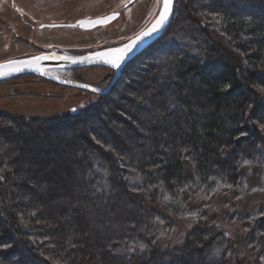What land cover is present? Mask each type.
I'll use <instances>...</instances> for the list:
<instances>
[{"label":"trees","instance_id":"1","mask_svg":"<svg viewBox=\"0 0 264 264\" xmlns=\"http://www.w3.org/2000/svg\"><path fill=\"white\" fill-rule=\"evenodd\" d=\"M197 1L187 7L178 0L177 21L131 64L128 74L137 75L139 65L151 61L149 75H137L136 87L126 88L131 111L120 109L135 132L116 122L120 138H105L107 130L89 135L90 143L76 145L57 167L39 169L30 144L1 131L14 117L0 119L11 123L0 126V264H55L52 258L61 264H224L232 238L250 264H264L263 253L244 250L247 241L253 246L264 238V204L245 198L244 189L248 169L256 165L260 170L251 174L264 175V0ZM200 6L208 24L190 13ZM180 14L185 19L179 21ZM214 15L222 17L220 25ZM176 32L189 42L166 58L162 51ZM163 68L166 73L157 72ZM96 114L90 105L70 118H45V133L78 132ZM58 167L61 176H55ZM132 172L141 184L125 180ZM153 187L149 200L134 196ZM98 209L104 225L95 221ZM233 217L248 230L232 234ZM117 226L110 241L98 240L99 231ZM105 243L104 254L95 255Z\"/></svg>","mask_w":264,"mask_h":264},{"label":"rangeland","instance_id":"2","mask_svg":"<svg viewBox=\"0 0 264 264\" xmlns=\"http://www.w3.org/2000/svg\"><path fill=\"white\" fill-rule=\"evenodd\" d=\"M19 5L21 6V12L17 13L9 1H6L0 11V59H5L18 55H26L31 53H37L43 50V46H48L49 48L53 47H63L66 50L72 52L73 54H81L87 53L91 49L99 50L107 47L108 44L114 43L117 46L125 43L132 37L139 34L143 31L149 23L158 16L162 3L160 0H136L131 5L126 6V4L130 0H17ZM178 1V0H177ZM187 2V7L196 6L194 0H183ZM204 2L205 0H198L197 4L200 5V2ZM177 7V2H176ZM186 7V8H187ZM184 8V12L186 14V10L190 12L188 9ZM205 7H193V11H191V15L193 17H198L199 20H205L206 24L211 20L207 11H205ZM111 11H119L120 17L115 20L112 24L105 27H98L94 30H79L76 28L72 29H56V30H47V29H39V24L43 22H50L54 20H67L72 21L76 18L83 16H95L104 14L106 12ZM196 11V12H195ZM30 20L33 23V26L29 24V26L25 23L23 17ZM184 16V15H183ZM181 14L179 17V21L185 19ZM176 12L174 13V17L170 26L177 20H175ZM214 18L220 25L222 23V17L219 15H214ZM153 20V21H154ZM14 27V30L12 27ZM151 24V23H150ZM10 25V26H9ZM170 26L164 32V34L157 39L154 43H152L146 50L156 45L158 42L169 30ZM14 31L19 33V37H16ZM175 37L174 43H170L171 47L168 49L167 47L163 49V56L166 58L171 57L172 54H180L182 49L185 47V36L182 32H176L173 34ZM30 37L34 39L32 42L30 41ZM29 39V40H28ZM170 39V38H169ZM181 40V41H180ZM184 40V41H183ZM163 46L161 47V49ZM94 50V51H95ZM144 50V51H146ZM87 51V52H86ZM143 51V52H144ZM137 57V56H136ZM131 59L130 62H133L135 59ZM151 61H146L145 63H141L139 67H146L148 63ZM157 63V62H156ZM155 63V65H156ZM135 65V63H134ZM53 71V70H52ZM130 72V71H129ZM160 74L166 73V68L158 71ZM54 76L76 80L81 82H86L97 86L99 88L106 87L113 75L107 68L97 66V67H80L79 69L72 70H63V69H55L53 71ZM51 74V73H50ZM137 80V75L132 72V74H122L115 84L110 89H115L116 84L121 81L119 85V89H122V85L124 81L133 82ZM148 85V84H147ZM110 91L108 93H110ZM106 93V94H108ZM115 95V94H114ZM99 101L97 94H94L90 91L82 90L75 87H70L66 85L58 84L54 81L47 80L44 78H40L36 75L23 76L20 78H16L12 81L4 82L0 84V113H6L10 116H21L25 119L29 120L32 117L43 116L45 118L52 117H61L67 116L71 117L72 114H78L83 108L89 107L90 105L94 106ZM75 111L73 112V110ZM126 118L131 120V117L126 113H123ZM70 116V117H69ZM8 117L3 116L0 119H7ZM135 124L137 122L134 120ZM257 128L261 130L260 122H256ZM11 124L8 121L0 120V126H7ZM263 133H264V128ZM141 130H143L141 128ZM129 131L126 132V134ZM94 142L99 143L94 139ZM264 151V150H263ZM139 156V155H138ZM264 157V156H263ZM140 156L138 159L140 160ZM102 161V160H101ZM98 161L96 164L98 167L101 164L102 166H106L103 162ZM264 165V164H261ZM96 167V166H95ZM97 167V168H98ZM60 169V170H59ZM103 171V169L101 168ZM100 170V171H101ZM260 170V168L256 165L248 169L249 178H245V191L248 192V195L245 198H248L249 195L251 198H254V201L258 200L256 203L260 204L259 207H263L264 204V175L260 173V176L254 177V173L251 174V171ZM260 172V171H259ZM55 176H61V168H56ZM105 174V171H103ZM252 177V178H251ZM127 182L131 184H141L142 180L138 178V176L134 175L132 172L127 179ZM4 186V182L0 183V187ZM156 188H148L142 192L135 193V197L139 199L149 200L150 196L153 195V191ZM244 191V190H243ZM150 195V196H148ZM156 199L159 201L163 200V193L155 194ZM261 199V200H260ZM159 203V202H157ZM258 207V208H259ZM128 208V206H126ZM229 208V207H228ZM231 210V209H230ZM240 210V208H239ZM93 213V210L90 212ZM241 213V210H240ZM105 213H102L100 209L97 210L95 221L98 225H104ZM188 216V215H187ZM264 216V214H263ZM250 217H254V215H249ZM196 219H198L196 217ZM113 221L115 219H112ZM120 221L119 218H117ZM240 218L233 217L230 218V223H232V231L231 233L236 235L242 229L248 230L243 225L240 224ZM87 223H90L88 220ZM113 223V222H112ZM121 223V222H119ZM116 224V223H114ZM122 224V223H121ZM182 224V223H181ZM178 226L177 229L181 233L184 229V226ZM254 225V222L252 223ZM21 226L24 228V224L21 223ZM120 226V224H119ZM99 229V228H98ZM98 229H95L97 231ZM119 227L116 229L106 231V234H102L99 230V233L96 234L98 240L110 241V235L117 233ZM185 237V234H184ZM166 243L169 242V238L162 236ZM247 238V237H246ZM184 239V238H183ZM235 244L232 246V254L230 257L223 260L224 264H235V260L239 264H250V257L246 256L244 251L241 248L239 242H236V238H232ZM249 240V239H248ZM160 241V240H158ZM248 245L245 247V251L251 250V252L257 253L259 256L264 252L260 251L264 248V238L258 239V244L253 245L250 241H247ZM160 244L162 241L159 242ZM101 244V243H100ZM104 244V243H103ZM181 242H178L174 245H179ZM260 246H262L260 249ZM159 247V246H156ZM161 247V246H160ZM159 247V248H160ZM231 249V248H230ZM106 250V243L102 247L97 246V250L94 251L95 255H98L97 252H101V254ZM240 253L237 257L236 253ZM43 256H48V254H43ZM244 255V256H243ZM55 264H61L60 261L52 258V262ZM95 262L97 264L99 261L96 259Z\"/></svg>","mask_w":264,"mask_h":264},{"label":"bare ground","instance_id":"3","mask_svg":"<svg viewBox=\"0 0 264 264\" xmlns=\"http://www.w3.org/2000/svg\"><path fill=\"white\" fill-rule=\"evenodd\" d=\"M1 60L4 59H0V61ZM53 71L51 69L48 73L54 74ZM149 72L150 64L147 65L145 69L140 68L137 75L139 78H145L149 75ZM124 83L122 89H116V95L112 93L113 90L108 94H97L99 98V101L96 103L97 114L91 119L90 124L78 132H76L75 128L70 127L66 129L60 128L53 134L45 133L44 126H46V121L43 116L32 117L27 123L23 117L13 116V126L4 127L1 131L5 135L19 137L30 144L31 156L35 161L33 166L38 165L39 169H42L44 167L48 168L53 163L57 162L56 165H54L57 167L62 159L66 160L63 158L64 154H68L76 145L90 143L89 135L97 134L103 136L104 134L102 131L107 130L108 136L105 138H110L112 140L120 138L116 129V122H120L123 126H127L132 132L137 130L128 126L129 122L124 120L120 113V109L131 111L125 104V99L131 100L126 92V88L136 87L132 82L124 81ZM260 112H262V110H260ZM132 114H134V112ZM0 116H9V114L0 113ZM40 127H44L42 132L38 131ZM41 264L46 263L41 261Z\"/></svg>","mask_w":264,"mask_h":264},{"label":"water","instance_id":"4","mask_svg":"<svg viewBox=\"0 0 264 264\" xmlns=\"http://www.w3.org/2000/svg\"><path fill=\"white\" fill-rule=\"evenodd\" d=\"M176 2H177V0H172L171 11L168 15L167 20L164 22V24L160 28H158L155 32H152L150 35L144 36L142 39L137 41L135 46L132 47L131 51L127 53V55H126L125 59L123 60V62L121 63V66L119 69H114L110 65L103 63V61L96 60L95 54L98 52H108V51H111L113 49L124 48L125 46L130 45L132 43V41L135 40L136 37L140 33L144 32V31H146L152 27V25L159 18V14L155 18V20L153 22H151V24H149L143 31H141L139 34H137L136 36L132 37L131 39H129L128 41H126L125 43H123L119 46L107 47L104 49L90 51V52L84 53L82 55H69V54H65V53L50 51V52H43V53L37 54V55L32 56V57H28V58L8 60V61H33V63L31 65H27V66H20L22 68V70H20V71H13L11 69V67L0 68V80L10 78L12 76H16L19 74L34 73L38 76L46 77V78H48L54 82H57L58 84H61V85L79 88L82 90L90 91L94 94H106L110 91L112 86L115 84V82L118 80V78L122 75V69L124 68V66L131 59H133L136 56H138L139 54H141L152 43H154L157 39H159L164 34V32L167 30V28L172 23L174 13H175ZM117 16H118L117 13H112V14H109L107 16L100 17V18L83 19V20H80L78 22V24L81 26V22H84L83 26H81V27L84 29H91V28H94L98 25L107 24L110 21L114 20ZM97 20H106V22L105 23H90L91 21H97ZM84 56L94 57V60L92 62H85V63L76 62V63H73L70 59H65V57H84ZM36 57H43V59L35 61L34 58H36ZM8 61L0 62V64H7ZM86 66H106L108 68L113 69L115 72H114V75H113L110 83L104 88H99L97 86H94V85L86 83V82L60 78V77H57V76H54V75L48 73V69L80 68V67H86ZM92 89H100V91L94 92Z\"/></svg>","mask_w":264,"mask_h":264},{"label":"flooded vegetation","instance_id":"5","mask_svg":"<svg viewBox=\"0 0 264 264\" xmlns=\"http://www.w3.org/2000/svg\"><path fill=\"white\" fill-rule=\"evenodd\" d=\"M6 1H9V3L11 4V6L13 7V9L17 12V13H22L21 12V6L19 5V3H18V1L17 0H0V11L2 10V8H3V6H4V4H6L5 2ZM136 0H130L127 4H126V6H128V5H131L133 2H135ZM112 13H117L118 14V16L114 19V20H112V21H110L109 23H107V24H103V25H98V26H96V27H94V28H91V29H84V28H82L79 24H78V22L80 21V20H83V19H94V18H100V17H104V16H107V15H109V14H112ZM21 17H23V19H24V21H25V23L29 26V24H31L32 26H33V23L32 22H30V20H28V19H26V18H24V16L23 15H21ZM120 17V12L119 11H111V12H106V13H104V14H100V15H95V16H83V17H79V18H76V19H74V20H72V21H67V20H54V21H50V22H43V23H40L38 26H39V29H47V30H56V29H72V28H76V29H79V30H94V29H96V28H98V27H105V26H108V25H110V24H112L115 20H117L118 18ZM154 20V19H153ZM153 20L151 21V22H153ZM150 22V23H151ZM149 23V24H150ZM11 25V26H10ZM9 26L10 27H12L13 28V30H14V27L15 26H12V24H10ZM16 28V27H15ZM14 34L16 35V37H19V33L16 31H14ZM29 40V39H28ZM34 39H32V37H30V41L32 42ZM113 46H117V44L115 45L114 43H112V44H108L107 46L105 45L104 47H113ZM95 49H91V50H89V52L90 51H94ZM50 51H55V52H59V53H65V54H69V55H82V54H84V53H81V54H73L72 52H70V51H68V50H66L65 48H63V47H61V46H57V47H53V48H49L48 46H43V50H41V51H39V52H37V53H31V54H26V55H18V56H13V57H9V58H7V59H4V60H1L0 62H5V61H8V60H12V59H23V58H28V57H32V56H35V55H37V54H40V53H43V52H50ZM87 52V51H86ZM131 64H132V62H128L125 66H124V68L122 69V74L124 75V74H126V73H128L129 72V70H131ZM87 67H97V66H86V68ZM101 67H105V68H107V70H109V72H111L112 73V75H114V70L113 69H111V68H108V67H106V66H101ZM55 69H58V70H60V69H63V70H72V69H79V68H54V69H52V70H55ZM51 69H48V71H50ZM32 76V75H36V74H34V73H24V74H19V75H16V76H12V77H10V78H6V79H2V80H0V84L1 83H4V82H8V81H12V80H14V79H16V78H20V77H23V76ZM36 76H38V75H36ZM38 77H40V78H44V79H47V80H50V79H48V78H46V77H42V76H38ZM61 78V77H60ZM52 81V80H51ZM57 83V82H56ZM74 112V111H73Z\"/></svg>","mask_w":264,"mask_h":264},{"label":"snow or ice","instance_id":"6","mask_svg":"<svg viewBox=\"0 0 264 264\" xmlns=\"http://www.w3.org/2000/svg\"><path fill=\"white\" fill-rule=\"evenodd\" d=\"M162 3V8L159 13V18L148 30L140 33L135 40L132 41L130 45L125 46L124 48L113 49L108 52H98L95 54V59L103 61V63L110 65L114 69H119L121 63L125 59L128 52L131 51L132 47L135 46L136 42L142 39L144 36L150 35L152 32H155L158 28H160L164 22L167 20L168 15L171 11L172 0H160ZM106 20H97L91 21L90 23H105ZM84 22H81V26H83ZM43 59V57L34 58L35 61ZM65 59H70L73 63H85L92 62L94 57L84 56V57H65ZM33 61H8L7 64H0V68L3 67H11L13 71H20L22 68L20 66L31 65ZM94 92L100 91V89H92ZM75 111V109L73 110Z\"/></svg>","mask_w":264,"mask_h":264}]
</instances>
